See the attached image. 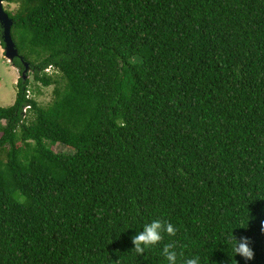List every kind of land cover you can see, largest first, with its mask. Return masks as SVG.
<instances>
[{"label": "trees", "instance_id": "16d2710c", "mask_svg": "<svg viewBox=\"0 0 264 264\" xmlns=\"http://www.w3.org/2000/svg\"><path fill=\"white\" fill-rule=\"evenodd\" d=\"M5 1L54 86L0 106V264H264V0ZM154 219L176 233L137 254Z\"/></svg>", "mask_w": 264, "mask_h": 264}, {"label": "clouds", "instance_id": "9594fccd", "mask_svg": "<svg viewBox=\"0 0 264 264\" xmlns=\"http://www.w3.org/2000/svg\"><path fill=\"white\" fill-rule=\"evenodd\" d=\"M141 229L131 237L133 248L137 254L144 252L145 248L157 244L162 239V232H166L170 236L176 233V227L172 223H162L159 219L143 224ZM230 242L233 249L232 257L239 255L245 261L253 258L254 253L247 237L236 238L231 230ZM169 248H173V245L169 244L164 247L168 264H177V253L174 250L169 251ZM184 264H201L200 257L192 256L187 258L184 260Z\"/></svg>", "mask_w": 264, "mask_h": 264}, {"label": "rangeland", "instance_id": "374dc122", "mask_svg": "<svg viewBox=\"0 0 264 264\" xmlns=\"http://www.w3.org/2000/svg\"><path fill=\"white\" fill-rule=\"evenodd\" d=\"M3 7H8V9L13 10L16 7L15 3L8 4L6 1L3 3ZM49 73H52V71L47 70ZM19 74L15 68V66L12 65V63L8 62L6 58L4 57L3 53V46L0 45V106L1 107H10L14 104L16 99V92H17V82H18ZM29 84H28V90L29 95L34 98L40 105L47 106L49 102H51L53 98V86L49 85L47 87L42 86L40 83H37L33 75H30L27 77ZM26 113L28 115V119H33V114L29 113V111L26 110ZM26 115V116H27ZM54 150L57 152H64L69 151L70 149L56 145L54 147Z\"/></svg>", "mask_w": 264, "mask_h": 264}, {"label": "water", "instance_id": "95a60500", "mask_svg": "<svg viewBox=\"0 0 264 264\" xmlns=\"http://www.w3.org/2000/svg\"><path fill=\"white\" fill-rule=\"evenodd\" d=\"M5 0H0V27L2 29V36L1 39L3 41V53L4 57L8 62H13L15 57L19 56L18 50L14 44V41L11 36V26H12V19L8 16L5 12L3 3ZM22 59V57H20ZM25 68L22 72V77L26 79V73L30 70V67L27 62L24 63Z\"/></svg>", "mask_w": 264, "mask_h": 264}, {"label": "flooded vegetation", "instance_id": "af4514ba", "mask_svg": "<svg viewBox=\"0 0 264 264\" xmlns=\"http://www.w3.org/2000/svg\"><path fill=\"white\" fill-rule=\"evenodd\" d=\"M11 63H12L13 66H15V68H16L18 74H19V77L22 76V74H21V72H22L21 67L16 66V64H14L13 62H11ZM29 71H27L26 78L29 77Z\"/></svg>", "mask_w": 264, "mask_h": 264}]
</instances>
